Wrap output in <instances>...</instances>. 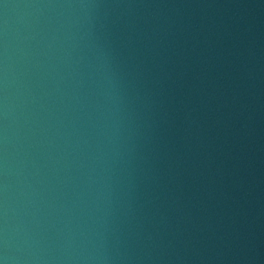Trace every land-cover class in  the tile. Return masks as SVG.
Segmentation results:
<instances>
[{"label": "water", "instance_id": "1", "mask_svg": "<svg viewBox=\"0 0 264 264\" xmlns=\"http://www.w3.org/2000/svg\"><path fill=\"white\" fill-rule=\"evenodd\" d=\"M0 264H264V0H0Z\"/></svg>", "mask_w": 264, "mask_h": 264}]
</instances>
